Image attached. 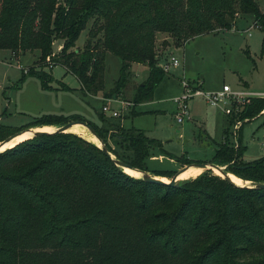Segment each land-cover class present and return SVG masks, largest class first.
I'll use <instances>...</instances> for the list:
<instances>
[{
	"label": "trees",
	"instance_id": "obj_1",
	"mask_svg": "<svg viewBox=\"0 0 264 264\" xmlns=\"http://www.w3.org/2000/svg\"><path fill=\"white\" fill-rule=\"evenodd\" d=\"M239 14L251 15L264 30V7L256 0H0V49L38 51L40 62L64 66L92 95L104 89L110 52L121 67L107 97L123 94L132 64L146 65L147 78L130 101L136 105L152 99L165 73L156 66L157 34L167 35L165 47H180L230 29ZM89 22L86 44L76 48ZM56 39L63 40L57 54ZM26 72L44 76L34 66ZM263 108L264 98L253 99L240 117ZM72 119L91 126L116 160L167 179L175 174L148 170L147 159L160 144L142 131L120 124L110 130L77 115H45L11 131L0 127V142ZM228 136L225 129L209 163L264 183V157L243 162L246 147L239 136L236 146ZM215 173L177 185L151 182L74 133L25 139L0 152V264H264V188L235 185Z\"/></svg>",
	"mask_w": 264,
	"mask_h": 264
},
{
	"label": "rangeland",
	"instance_id": "obj_2",
	"mask_svg": "<svg viewBox=\"0 0 264 264\" xmlns=\"http://www.w3.org/2000/svg\"><path fill=\"white\" fill-rule=\"evenodd\" d=\"M256 2L260 8L264 7V0ZM90 24L79 33L76 48H83L86 44ZM166 37V34H157L159 59L156 66L171 57H175L180 65L171 66L164 73L151 100L136 105L130 101L134 88L147 78L149 69L146 65L132 64L123 94L107 97L105 93L114 87L121 67V61L110 52L105 56L104 89L92 95L82 89L78 79L64 66L54 65L49 58L40 62L38 51L14 53L0 49V127L11 131L31 126L33 121L45 115H77L110 130L118 124L125 129L134 128L160 144V149H155L147 159L150 172H177L188 166L182 165L180 160L209 163L218 144L223 141L225 129L229 130L228 138L234 146L239 136L241 144L246 147L243 162L264 157V108L253 117H240L245 105L253 99L264 98V30L251 15L239 14L230 29L195 36L180 47L171 40H167L170 44L165 47L162 42ZM62 45V39L54 40L53 52L57 54ZM31 66L41 68L44 76L28 74L26 71ZM183 78L193 89L201 88L205 92L220 91L223 85H228L233 91L257 92L259 95L246 94L239 99L230 98L228 103L220 101L215 106L209 105L202 96H194L186 103L189 117L177 122L178 104L174 99L183 94ZM108 98L113 100L109 102ZM102 105L117 110L120 116L102 112ZM132 110L136 114L132 115ZM71 121L76 120L68 122ZM54 126L31 128L52 131ZM67 132L81 136L74 131ZM206 171L219 173L216 169L206 168L200 174ZM171 178L161 179L169 182Z\"/></svg>",
	"mask_w": 264,
	"mask_h": 264
},
{
	"label": "built area",
	"instance_id": "obj_3",
	"mask_svg": "<svg viewBox=\"0 0 264 264\" xmlns=\"http://www.w3.org/2000/svg\"><path fill=\"white\" fill-rule=\"evenodd\" d=\"M179 65H180L179 61L175 57H171L167 61L160 63L159 67L164 72H168L171 66L177 67ZM181 84L184 88L183 94L174 99L175 103L178 104V111L176 112L177 122H182L185 118L189 117L186 103H187L189 98H192L194 96H202L206 99V101L209 105L215 106L220 101H222L223 103H226V102L228 103L230 98L239 99L240 97H243L246 94L259 95V93H257V92L233 91L228 85H223L222 89L220 91L205 92L201 88L193 89L188 84V81L184 78L181 80ZM112 100H113L112 98H108L109 102ZM122 104H124V102H122ZM101 111L104 113L110 112L111 116H113V117L120 116V113L117 110L111 109L107 105H102ZM226 111H228V109ZM235 127L238 128V125H236Z\"/></svg>",
	"mask_w": 264,
	"mask_h": 264
},
{
	"label": "water",
	"instance_id": "obj_4",
	"mask_svg": "<svg viewBox=\"0 0 264 264\" xmlns=\"http://www.w3.org/2000/svg\"><path fill=\"white\" fill-rule=\"evenodd\" d=\"M74 124H82L83 126H85L98 140L99 144H97L100 148H102L103 150H105V152H107L109 154V156H111V158L115 161L116 165L119 166L120 168H122L124 171L126 168L131 169V170H135L138 171L140 173V177L144 178L147 181H151V182H157V183H169L171 185H177L179 183V181L181 179L178 178V176L184 172L186 169H188L190 166H196V167H201V168H208V169H212V168H216L220 171V175L222 178L228 180L229 182L235 184V185H239V186H246V187H259V188H264V183L261 182H251L250 185H246V184H237L235 183L230 176L228 175L229 172H225L224 168L216 165L215 163H194L188 166H184L182 167L180 170H178L176 172V174L171 178V180L169 182L163 181L161 178L157 177V176H153L148 172L133 168L123 162H120L118 160L115 159V157L106 149L104 143L102 142V140L100 139V137L97 135V133L95 132V130L89 126L85 121H71V122H67L64 123L62 125H57L54 126V129L52 131H44V130H34V128H28V129H24L18 132H15L11 135H9L6 139L2 140L0 142V147L3 146L5 143L10 142L12 139H14L15 137L19 136L20 134L26 132V131H30L32 133L31 136H36V135H41L43 133H53V132H67L66 130L68 128H70L72 125ZM5 150V149H3ZM3 150H0L3 151ZM245 181V180H244Z\"/></svg>",
	"mask_w": 264,
	"mask_h": 264
},
{
	"label": "bare ground",
	"instance_id": "obj_5",
	"mask_svg": "<svg viewBox=\"0 0 264 264\" xmlns=\"http://www.w3.org/2000/svg\"><path fill=\"white\" fill-rule=\"evenodd\" d=\"M35 130H44V129H35ZM44 131H48V130H44ZM66 131H74V132L80 134L86 140H88V141H90V142H92L94 144H99L97 138L85 126H83L82 124H74L70 128H68ZM26 134H28V135L26 136ZM31 135H32V133L30 131H26V132L20 134L19 136L15 137L14 139H12L10 142L5 143L3 146L0 147V150L9 148V147H11V146H13V145L25 140L26 138H28ZM202 169H206V168L190 166L188 169H186L184 172H182L178 176V178L179 179H186V178H189V177H194L195 175L200 174L202 172ZM213 169H216V168H213ZM216 170H218V169H216ZM125 171L129 172L130 174L134 175L135 177H140V173L138 171L131 170V169H128V168H126ZM218 172L220 174L219 170H218ZM228 175L237 184H243V183H247L248 182V181L242 180L241 178L235 176L232 173H228Z\"/></svg>",
	"mask_w": 264,
	"mask_h": 264
},
{
	"label": "crops",
	"instance_id": "obj_6",
	"mask_svg": "<svg viewBox=\"0 0 264 264\" xmlns=\"http://www.w3.org/2000/svg\"><path fill=\"white\" fill-rule=\"evenodd\" d=\"M159 178H163V177H159Z\"/></svg>",
	"mask_w": 264,
	"mask_h": 264
}]
</instances>
